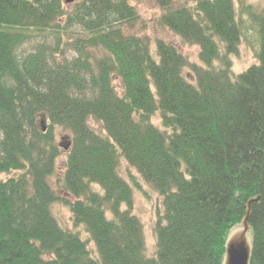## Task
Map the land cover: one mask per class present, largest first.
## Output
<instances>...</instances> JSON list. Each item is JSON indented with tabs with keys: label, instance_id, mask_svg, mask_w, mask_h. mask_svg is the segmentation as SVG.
<instances>
[{
	"label": "trees",
	"instance_id": "trees-1",
	"mask_svg": "<svg viewBox=\"0 0 264 264\" xmlns=\"http://www.w3.org/2000/svg\"><path fill=\"white\" fill-rule=\"evenodd\" d=\"M134 1L0 0V264H223L249 202L264 264V8H247L258 61L236 73L234 0H154L200 63L127 32ZM122 160L163 198L153 250Z\"/></svg>",
	"mask_w": 264,
	"mask_h": 264
},
{
	"label": "rangeland",
	"instance_id": "rangeland-1",
	"mask_svg": "<svg viewBox=\"0 0 264 264\" xmlns=\"http://www.w3.org/2000/svg\"><path fill=\"white\" fill-rule=\"evenodd\" d=\"M79 1L80 0H76L72 4L66 5L68 6L69 10H72L74 4ZM234 2L238 11L239 20L241 21L243 32L245 33L240 45L239 54L237 56H233L234 70L236 73H240L258 61V52L260 49V37L258 30L257 27L251 23L247 13V8L252 6V8L255 10H261L264 8V0H234ZM134 5L137 8L138 18L133 22V24L126 27L127 32L137 35H146L151 38L153 44L157 38L164 39L167 42L176 45L182 53L189 57L192 62L200 63V48L197 45L185 43L181 37L161 23L160 19L164 11L154 0H135ZM42 41V37H33L22 47L20 53H28L34 50L35 47L40 45L39 43ZM98 53L100 54L101 52L99 51ZM67 56L69 58H73L75 56V52L69 51ZM115 84L119 89L122 86V83L119 79L115 80ZM154 122L156 125L161 126V121L158 116L154 118ZM58 140L62 144H65L68 142L69 137L66 134H59ZM120 170L122 174L129 180L131 179L130 174H132L141 187H135L134 189L135 213L141 218L144 224L148 249L153 250V222L156 218L158 210L162 207L163 198L149 183H147L141 177L135 168L129 167L125 160L121 161ZM8 176L9 174H1L0 179H5ZM51 181L53 185L58 188L55 183V176L51 178ZM53 210L62 225H72L70 221L71 211L69 207L57 202L54 204ZM238 226L245 230L242 224ZM244 232L246 234V231ZM84 235L86 236V234ZM247 237H252L251 229L247 231Z\"/></svg>",
	"mask_w": 264,
	"mask_h": 264
},
{
	"label": "water",
	"instance_id": "water-1",
	"mask_svg": "<svg viewBox=\"0 0 264 264\" xmlns=\"http://www.w3.org/2000/svg\"><path fill=\"white\" fill-rule=\"evenodd\" d=\"M66 4H72L76 0H64ZM41 124L43 131H46V115L41 114ZM250 203L248 204V211L245 218L242 220L244 229L240 226L235 227L229 233L225 246V255L223 264H251L252 258V237H247V231L250 229L249 217H250ZM246 231V234L245 232Z\"/></svg>",
	"mask_w": 264,
	"mask_h": 264
}]
</instances>
